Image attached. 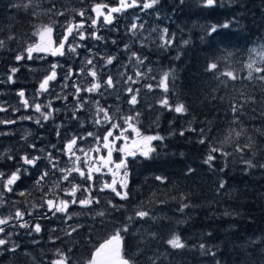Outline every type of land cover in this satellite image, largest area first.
Masks as SVG:
<instances>
[{
	"label": "trees",
	"instance_id": "1",
	"mask_svg": "<svg viewBox=\"0 0 264 264\" xmlns=\"http://www.w3.org/2000/svg\"><path fill=\"white\" fill-rule=\"evenodd\" d=\"M61 4L62 0H46L45 7L40 4L34 12L24 0H0V40L9 44L22 36L26 41L37 21L50 23L51 14L57 17ZM66 4L72 13L78 7ZM161 5V20L145 16L144 21L161 24L165 20V26L175 34V47L164 51L147 43L138 53L151 60L152 72L160 65L162 73H173L167 96L171 102L183 103L187 111L178 114L161 108L155 116L156 110L151 109L144 121L139 118L136 126L141 132L164 139L153 141L155 151L149 158H127V200H120L110 189L99 191L108 177L97 176L93 195L100 196V203L94 205L95 211L73 213L77 218L68 222L81 225L77 233L65 235L70 229L60 219L41 221L38 242L32 239L21 249L18 244L16 252H8L21 258L10 255L0 258V264H52L57 249L68 257L67 264H91L97 244L117 231L122 234L121 253L130 264H264V168L259 167L264 164V81L246 79V65L253 59L250 46L264 45V0H222V5L213 8L201 7L199 0H186L175 12L174 0H162ZM228 22H232L229 28L206 35L211 25ZM185 39L191 42L184 45ZM6 57L3 51L0 58ZM212 62L218 65L215 72L207 71ZM226 71H233L239 79L223 76ZM34 75L27 71L17 86L32 85ZM232 104L244 106L238 122H233ZM135 107L139 111V104ZM81 129L77 132L94 131L89 126ZM201 129L204 144L199 143ZM237 145L250 147L240 153ZM213 146L230 155L215 153L210 168L203 161ZM246 160L256 166L248 168ZM189 168L194 171L189 173ZM156 176L165 177V183ZM221 180L226 186L218 190ZM43 194L40 191V200ZM109 200L118 207L113 209ZM183 204L189 207L181 212ZM137 210L150 215L129 221ZM100 211L106 214L97 216ZM126 224L129 231H122ZM174 235L180 236L184 248L173 249L167 244ZM201 243L215 252V258L199 248Z\"/></svg>",
	"mask_w": 264,
	"mask_h": 264
},
{
	"label": "snow or ice",
	"instance_id": "2",
	"mask_svg": "<svg viewBox=\"0 0 264 264\" xmlns=\"http://www.w3.org/2000/svg\"><path fill=\"white\" fill-rule=\"evenodd\" d=\"M231 3L232 0H229ZM162 0H118V3L115 6L111 5L109 2H96L93 4L91 8V12L95 13V17L88 15L86 9H81L77 15L81 17V21L78 23H69L68 26L64 30L63 39L59 41L58 46L51 49V54L53 56L59 55L64 56L66 54L65 49H67V53L70 55L79 56L78 49L82 47H86L85 44H81L78 41H86L87 39H92L96 41L104 40V37L97 34V31H92L86 34V23L90 20V24L88 27L98 28L101 24L114 27V22L118 18V14L125 13L129 9H133L132 18L130 21V25L126 26V31L131 34V36L135 37L137 41L140 42L141 46H145L147 41L153 39V36L158 37V48L160 50L167 51L173 47H175V34L171 33L167 27L160 28L152 27L150 30L148 28L147 23L144 21V16H154L157 21L161 20V8L160 5ZM186 0H174V7L172 9L173 12L178 11L181 7L184 6ZM199 4L204 8H213L218 4L222 5V0H199ZM27 7V5H26ZM59 15H63V13H57ZM102 18V19H101ZM235 21V18H234ZM232 22L224 23L222 25L213 24L206 30V35L211 37L214 33L218 31L219 28H229ZM118 30V29H117ZM53 29L51 26H45L40 33L41 39L43 40L45 36L49 39L47 44L29 46L26 49L27 56L25 57L23 54H18L15 56V60L17 62H21L25 58L28 60L34 59L33 53L40 51H48L49 46L51 45V33ZM145 31L149 32L147 37H143ZM143 37V39H141ZM71 38V39H70ZM9 40L14 39V37L9 36ZM203 39V37H202ZM191 41L189 39L183 40L184 45H188ZM113 44H116L117 41L113 40ZM4 46V41L0 40V47ZM123 51L128 53V64L122 65L123 68L127 69L129 64L133 68H135L134 75H129L126 71H122L119 73V77H126V79L116 78L112 75H108L106 80L101 78V74L108 69L109 66L113 65L114 61L118 59L117 56L114 55H102L98 52H95L93 49L89 48V56L84 58L83 66L74 71L71 66L68 67V71L64 73L63 76V84L61 85L60 91L55 92V84L53 82L57 81L58 73L57 68L60 67L58 64H52L50 72L44 76V78L39 82V87L34 94V99L30 100L29 97L26 96V92L24 89L19 90L16 95L19 97L20 105H22L25 111L31 109L34 113H39L40 118L35 119V123L38 125H42V121H48L53 117L54 112H58L59 109L53 107L54 100H63L65 102V107H68V98L69 95L72 97L73 104L71 105V116L70 121H81L80 113L84 111H88L91 115L90 122L94 127L104 128L107 125V129L103 135H101L97 131H88L86 133H73L69 139H67L63 143V147L60 148L56 144L50 145V150L48 148H39L37 149L34 143H30L28 146L37 154L32 155L30 152L25 151L23 155L19 156V161H16V156L14 153L10 152V150L0 151V159H5L8 161L16 162V167L14 171H11L10 174L5 173L4 171H0V208L5 207L8 204H11L14 208V211H9L7 215L0 214V250L3 251H11L16 252L19 248V245L12 240L13 229H28L27 234L31 235L32 233H40L42 231L41 225L39 223H35L34 225H30L29 221L25 219V215L27 214L29 217H32L36 214V210H43L46 205V212L44 213L45 218H49L48 214H51V217H56L57 214H63L61 217L65 224H67V229L65 230V235L72 236L73 233H77L81 227V225L70 224L69 221L73 220V213L70 211L72 206L79 205L81 209L86 210L87 212L95 211L94 205H98L100 200L93 195V189L96 183V174H103V169L108 167L109 171H112V167L116 169L113 172V177L117 175L121 170L123 171L122 179L119 183V188L117 187V180L114 178L111 183L105 182L103 187L99 189V191L103 192L105 189H110L116 197H119L120 200H127L129 198L128 192V161L127 158L120 159L118 163L114 162L112 159V154L114 150H118L120 152H125V148H117L116 141L118 140H127L128 136L126 132L128 129H131L133 132L139 133L136 124L139 122V118L141 113L136 110V105L138 103V94L140 92V88H133V85L140 83L141 80L145 79L148 75L143 69L147 66L146 62L148 58L138 54L136 51L132 50L128 44L124 45ZM259 63L255 59L250 60L247 63L246 67L249 69L246 79L254 80L258 79L260 81H264V49L259 50ZM97 56L99 59L103 61V64H98ZM179 59V56L176 57ZM218 65L216 62L209 63L207 71L215 72ZM18 68L12 67L10 69V73L7 77L8 83H14V76L18 72ZM152 69H148V72H151ZM254 73L259 74L254 76ZM173 75L170 71H164L162 76L159 78V83L156 87H159L166 94L160 101V107L175 111L178 114H183L187 111L186 106L183 103H178L174 107L169 103V98L167 93L169 92L168 87V79L169 76ZM223 76L228 77L230 80L239 79L238 75H235L233 71H226L222 73ZM77 77H82L86 80L87 77H91V81L88 82V86L84 87L82 83L77 80ZM155 79V77H151ZM3 81H0L2 83ZM127 85V93L129 94L128 104L131 106L129 109V114L121 115L120 119L123 120V124L127 125L125 128L120 123L116 122L114 119L115 113L110 115V109L105 108L100 104V101L94 102L95 113L92 114V108L89 105L93 104V101L88 97L82 95V93H99L103 95L104 92L108 90H113L117 92V97L119 98L118 88ZM149 92L153 90V84L148 83L146 85ZM70 89H74V91H69ZM103 89V91H101ZM49 94L51 97L48 99L47 103H41L40 98ZM248 100H252V97H248ZM247 102V101H246ZM20 105H18L14 112L20 111ZM243 105L232 104L231 111L234 114L233 122H238L239 116L243 109ZM47 109V111H44ZM9 109L0 105V112H8ZM119 111V109L117 110ZM42 118V119H41ZM20 120H32L33 117L30 115H24L19 117ZM17 119H3L0 118V124L11 125L16 124ZM80 128H84V122H80ZM189 131H195V129H188ZM119 131V135H116V132ZM201 138L199 143L204 144V130L201 129ZM6 132H0V135H7ZM184 131L180 132V135L183 136ZM237 136L240 135L239 132L236 133ZM56 136L58 139H63L61 136V125H57ZM89 138H93L95 141V146L85 150L83 147H77L79 142L87 141ZM25 139H27L25 137ZM164 139L163 136L160 135H148L142 137L143 147L140 151V154L149 158L150 153L155 151V148L151 147V143L153 141H162ZM227 142V141H226ZM250 145L240 146L237 145L236 151L243 153L245 149L249 148ZM107 149V155L101 154V150ZM83 153V156L78 155L77 153ZM220 152L223 156L230 155L227 152H224L222 149L217 148L215 146L211 147L206 159L203 161L204 164L208 165L210 168L213 167V162L216 160L215 153ZM59 153V155H56ZM95 153L96 155H93ZM135 151H129L126 153V156H135ZM60 156H67L68 161L72 164V167H61ZM42 160H46L47 164L44 166L43 170H41L40 162ZM244 163L248 168H252L256 165L252 163L251 160H246ZM259 167L264 168V164L259 165ZM35 169L39 175L35 179L36 186H42L47 182V179L50 176L55 175L57 172L61 173L60 177H58V183L56 187H60L62 183L67 182L71 184L70 189L64 190L65 197H71V200L66 198H48V193L45 192L41 198V202L36 204H31L27 210H23L20 207L16 206V201H9L7 199V194L14 193L16 188L18 187L17 182L22 181V179L31 171ZM194 171L189 168L188 172L191 173ZM222 171V170H221ZM73 173L78 174L81 181H88L86 186H83L80 183H73L75 180V176ZM155 179L160 181V183H165L166 178L161 176H156ZM225 182L221 180L219 184V189L225 188ZM78 191L86 192L88 195L84 198H78L76 193ZM19 196L25 197L26 192L20 191ZM58 201V202H57ZM108 203L111 205L113 209L117 208L116 204H113L112 200H109ZM189 207L188 204H183L180 208V211L183 212L185 208ZM106 213L104 211L96 212L97 216L103 217ZM149 212L145 210H137L135 211L134 216L129 217V221L133 219L139 218L141 220L149 217ZM56 229H53L55 232ZM122 231H129L128 225L126 224ZM59 239V237H56ZM122 239L121 231H117V233L107 242L108 245L113 244V242H118ZM55 242V240H53ZM167 244L173 249H182L185 247V244L181 241L179 235H174L171 239L167 240ZM11 245V247H8ZM199 248L205 253H211L212 257L215 258V252H211L210 249L206 248V245L201 243ZM114 252L117 257H119L120 249L117 246L114 249ZM101 259V256L98 254L94 259H92L91 264H96V261ZM68 257L60 250L57 249V259L52 261V264H67ZM121 264H129L128 260L120 258ZM155 264V261L152 262ZM218 264V262H217Z\"/></svg>",
	"mask_w": 264,
	"mask_h": 264
},
{
	"label": "flooded vegetation",
	"instance_id": "3",
	"mask_svg": "<svg viewBox=\"0 0 264 264\" xmlns=\"http://www.w3.org/2000/svg\"><path fill=\"white\" fill-rule=\"evenodd\" d=\"M62 1L63 2L60 5V9H59L61 11H59L58 13H63V15L57 14V17L55 18V16L53 14H51L52 18L49 20V22L52 21L50 23L53 26V31H54V35H55L54 36V45L50 46V55L52 57H54L56 63L58 65H60V67L57 68L58 75L60 74V72H58V71H68L69 66H72L80 58H82L80 48L78 49L79 56L71 55L72 57L70 59L63 58L67 54V49H65L66 54L64 56H59V55L53 56L51 54V49L58 46L59 41L61 39H63L64 30L70 22L71 23H78L81 21V17L77 15V13L81 9L87 8V13H89L91 11V6L94 3L99 2V0L95 1L93 4H90L88 7V3L91 0H86V1L85 0L84 1L83 0H79V1L78 0H62ZM66 3H68L69 5L71 4V5L78 6V7L72 13L69 10ZM113 6H115V5H113ZM133 11H136V10L129 9L127 12L121 13L122 15L118 14V18H117L118 20L116 19V21L114 22L115 26L111 27V28H110V26L101 24L98 28L94 29V28L87 26L88 24H90V20L86 23V26H85L86 27V34L92 32V31H97L98 35H101L102 37H104V40L99 41L98 44H97V41L95 40L96 52H98L99 54H102V55H114V56L118 57V59L116 61H114L113 65L109 66L108 69L105 70L101 74V78L103 80H106L108 78V75H112L113 77H116L117 72H122V71H126V70H128V72H127L128 74L129 73H135V68H133L131 66V64H129L127 69L122 67V65L128 64V55L129 54L125 53L123 51L125 44H128L131 47V49L136 51L137 53H138L139 48L145 47V46L142 47L140 42L137 41L135 37L131 36V34L126 31V26L130 25V21L132 18ZM92 17H95V13L92 14ZM146 17L144 16L143 19ZM155 27H157V26H155ZM148 33H149L148 31L144 32L143 35H148ZM30 37L31 36H29L28 38L30 39ZM153 37L158 40V37H156V36H153ZM28 38H27V40H28ZM20 40H21V42H19ZM113 40L117 41V43L113 44L112 43ZM82 42L83 43H81V44L86 45V44L91 42V39H87L86 41H82ZM147 43H150V41H148ZM147 43H146V45H147ZM27 48H28V46L25 44L23 37H21L18 40V42L4 44L3 47H0V52H2V53H0V56L3 55V51H4L5 55L7 56L6 59L0 58V73L2 72L1 70L4 69V66H7V65L11 68L16 67L19 69L18 72L14 76V81H15L14 83L15 84L13 87H15L17 85L20 78L25 80V78L27 77L26 76L27 71L36 72L37 70L40 69L39 62H37V63L33 62V68H31V67H28L30 60H28L27 58H25L21 62H17L15 60V56L18 55V53L23 54L26 57L27 53H25V51ZM33 56H36L35 52L33 53ZM148 61H150V63L146 62V64H147L146 67H147V69H152L153 68L152 62L150 59H148ZM100 64H103L102 60H101ZM45 67H46V64H45ZM125 78L126 77H122L121 79H125ZM57 80L63 81V76H60V78H58ZM38 81H39L38 76L35 74L32 85L37 84V87H39V84L37 83ZM53 83L55 84V88H56L57 81H55ZM141 83H143V81H141ZM25 84L29 85L27 83H25ZM125 86L126 85H124L123 87H125ZM21 89L25 90L26 96L29 97L30 100L35 98L34 95L31 94V91L29 90V86H24V87L17 86L15 92L12 93V96L0 95V99L3 100V102L4 101L12 102L13 100H15L20 105L19 97L16 95V93ZM31 90H32V88H31ZM101 91H103V89H101ZM118 92H119V98L117 97V92L113 91L111 89L108 90L107 92H104L103 95H100L99 93H93V94L87 93V95H84V96L88 97L90 100L93 101V104L89 105V107L92 108V114L93 115L95 113L94 102L98 100V101H100V104L103 107L109 108L111 110L110 115L112 113H115L114 119L116 120V122L120 123L125 128H127V125L123 124V120L120 119V117H121V115L129 114V109L131 106L128 104L127 101L130 97H129V94L127 93L125 88L119 87ZM49 99H50V97H49ZM47 101H48L47 99H44L43 103L46 104ZM8 107L12 108L13 106L11 104H8ZM53 107L56 109H59V111L54 112L53 117L50 118L48 121H42V125H38L37 123H35V119L40 118V114L34 113L31 109L25 111L23 109L22 105H20V111H19L20 116L19 117L24 116L27 113H30L31 116L33 117V119L32 120H18L17 124L19 127V131L23 132L25 134L24 137H21V138L19 137L20 132H13V133L7 134V135H0V145L2 146V150L3 151L4 150H10V152L15 154L16 160H19V156L23 155L25 151L30 152L32 155L37 154L28 146L30 143H34L36 145L37 149L48 148L50 150V145L53 143H51L48 140V138L49 137L54 138V139L57 138V136H56L57 125H61V136L63 139H60V140L66 141L67 138L70 137V135L72 134V125H74L75 124L74 122H77V121H70V119H69L71 116L70 105H68V107L66 108L65 103H61L59 101H54ZM118 109H119V111H117ZM44 111H47V109H44ZM80 116H81L80 122H84V126H89V127L93 128L94 131L99 132L101 135L104 134V132L106 131V129L108 127L107 125H105L104 128H97V127L90 126V122H88V121H90V119L92 117L88 111H84V112L80 113ZM3 119H5V118L3 117ZM80 122H77L79 126H80ZM53 123L55 124V127H54V130L52 131V128L50 125ZM79 126L77 127V129L80 128ZM6 130H7V125H4L2 127V132H6ZM140 132L141 131L139 130V133ZM85 133H86V131H85ZM139 133L133 132L131 129H128L126 132L128 139L126 141L123 139L116 141V147L117 148H121V147L125 148V152L122 153L118 150H114L113 154H112V159L114 162L118 163L120 159H123L125 157L126 158L131 157V156H126V153L129 152L126 147L130 145V141L132 140V138L135 137L136 135H138ZM119 134H120L119 131H117L116 135H119ZM25 137L27 139H25ZM89 143H91L92 145L87 146ZM122 143H123V145L120 146ZM94 146H95V141L93 140V138H89L87 141L80 142V145L78 147H83L85 150H88L89 148L94 147ZM58 147L62 148L61 146H58ZM130 151H132V150H130ZM135 152H136V154L140 153V151H135ZM77 154L83 156V153L78 152ZM101 154L106 156L107 155V149L102 148ZM56 155H59V153H56ZM93 155H96V154L93 153ZM67 158H68L67 156H60V160H61L60 166L61 167H72V164L68 160H65ZM3 160L5 162H9L8 160H5V159H3ZM42 161L45 162V165L47 164L46 160H42ZM62 162H64V164ZM43 168H41V170H43ZM14 170H15V167H11V166L7 167L5 173H8V172L14 171ZM115 171H116V169L114 168V166L112 167V171H109L108 167H105L103 169V174H96V177L98 176V177H100V179L108 177V181H106L108 183H111V181L114 178L117 181H121L122 176H123V171L121 170L120 172L117 173V175L115 177H113V172H115ZM38 175H39V173L35 169L33 171H30L22 179V181L17 182L18 187L14 186L16 188V191L14 193L7 194V199L9 201H16L17 202L16 206L20 207L23 210H27L31 204L40 203L41 200H40L39 194H40V191H44V189H43L44 186H42V189H39L35 185L34 182H35V179L37 178ZM60 175H61V173L57 172L55 175L50 176L47 179L46 184L53 183V182L58 183V177H60ZM73 175L75 176V180L73 181V183H80L83 186H86L89 183L88 181H81L78 174L73 173ZM103 183H105V182H103ZM61 186L64 189H59V190L61 192H63L61 194L64 195V190L68 189L65 187H71V184L64 182L61 184ZM20 191H25L26 196L25 197L19 196ZM83 193L84 192H82V194ZM10 210L14 211V208L12 207L11 204H8L5 207L1 208V214L2 215L8 214ZM45 212H46V207L43 210L37 209L36 214H34L32 217H29L26 214L25 219L29 221L30 225H34L35 223H39L41 225V221H44L46 223H50L56 219H60V221L64 223V221L61 218L62 217L61 214H57L56 217H51V214L49 213L48 214L49 218H45V216H44ZM27 232H28V229H20L18 227L13 229L12 240L17 244H21L19 249H21L22 246L25 248V245L28 244V241L34 239V241L38 242V240L40 238L41 232L40 233H32L31 235H28ZM8 254H9V256L13 255L10 252L0 250V258H3V259L6 257L8 258L9 257V256H7ZM13 256H15L16 258H21V256H19V255H13Z\"/></svg>",
	"mask_w": 264,
	"mask_h": 264
},
{
	"label": "rangeland",
	"instance_id": "4",
	"mask_svg": "<svg viewBox=\"0 0 264 264\" xmlns=\"http://www.w3.org/2000/svg\"><path fill=\"white\" fill-rule=\"evenodd\" d=\"M24 1L27 3V8L28 9H29L28 6H32L33 7V11L34 12H35V9H36V7L38 5L41 4V5H44V7H45V4H46V0H24ZM96 1H98V0H96ZM94 2H95V0H91L88 3V7H89L90 4H93ZM99 2H109L111 5H115L116 3H118V0H99ZM92 6H91V8H92ZM85 9L87 10V8H85ZM92 14L93 13L91 11L88 13V15H90V16H92ZM5 17L8 18V15H5ZM146 23H147L148 28L150 30L152 27H155V26H159L160 28H163L165 26L166 21L162 22L161 24L160 23L152 24V23H149V22H146ZM45 26H51L52 29H53V26H52L51 23H48V22L38 23V21L36 22V24L33 26L32 30H31V33L29 35V36H31L30 39L25 41V44L28 47L29 46L47 44V41H48L49 38L47 36H45L44 39L42 40L41 39V35H40V33L42 32V30H43V28ZM145 32H147V31H145ZM148 35H149V33H148ZM148 35H143V37H147ZM54 36H55L54 35V31H52L51 37H50L52 43H51L50 46L54 45ZM143 37H141V39H143ZM77 42L83 43L82 41H78V40H77ZM98 42L99 41H97V44H98ZM150 43L153 46H155L156 48H158V46H157L158 45V40H156L154 37H153L152 40H150ZM50 46L48 48V51L35 52L36 56H33L34 59L29 61V66L28 67H31V68H33V62H36V63L39 62V64H40V69L35 72V74L38 76V79H39V81L37 82L38 84L44 78V76L47 75L50 72L51 65L52 64H57L55 59H54V57H52L50 55ZM89 48L93 49L96 52L95 40L91 39V42L86 44V47L80 48V52H81L82 58H80L76 63H74L71 66L74 71L79 70L83 66L84 58L89 56V52H88ZM262 49H264V45H262V46L260 44L251 45L250 46V50H249L250 58H253V59L257 60V63H259L260 57H259L258 53H259V50H262ZM25 53H27V52L25 51ZM18 54H20V53H18ZM71 57L72 56L67 53L66 56L63 57V58L70 59ZM97 58H98L97 61L100 64L101 60L99 59V56ZM45 64H46V67H45ZM10 69H11V67H7L6 66L5 69L1 70L2 72L0 73V81H3V82L0 83V91H1L0 95L12 96V93H14L15 90H16L13 87L15 83H8L7 82V77H8L9 74H11L10 73ZM160 69H161V66L157 65V66H155V71L154 72H148L147 67H145L143 70L145 72H147L148 75L145 77V79L141 80V81H143V83H141V81H140V83L132 86L133 88H140V92L138 94V103L137 104H139V112L141 113L140 117L142 118L143 121L145 120V116H148V112L151 109L156 110V115L155 116H157L160 113V109L162 108V107H160L159 101L165 96V93L163 92V90L161 88L156 87V85L159 83V78L163 74L160 71ZM58 72H60V74L58 75L57 79L60 78V76H64V73H66L67 71H58ZM126 72H128V70H126ZM119 73L120 72H117L116 78H120L119 77ZM129 75H134V73H129ZM151 77H155V79H152ZM76 79L79 80L84 87H87L88 86V82L91 81V77H87L86 80L84 78H82V77H77ZM148 83H151L154 86L153 90L151 92H149L147 87H146V85ZM62 84H63V81L57 80L56 88L54 89V91L55 92H59ZM28 86H29V90L31 91V94L34 95L35 92L38 89L37 84L28 85ZM15 87L17 88V85ZM31 88H32V90H31ZM120 88L127 89V85L125 87H120ZM69 91H74V89H70ZM154 92L157 94V98L156 99L154 97ZM82 95L83 96L87 95V93H82ZM140 95H141V97H140ZM49 97H50L49 94L43 95L40 98V102L43 103V100L44 99L48 100ZM54 101H59L61 103H65L63 100H54ZM11 103H13L14 106ZM11 103H9V101H4L3 102V100L0 99V105H2L4 107H7L9 109V111L6 112V113L5 112H0V118L4 117L5 119H17V123H18V120H20V119H18L19 116H20L19 115V111L14 112L13 109H15L19 104L15 100H13ZM169 103L172 104L173 107L176 104H178V103H174V102H171V101H169ZM8 104H11L13 107L9 108ZM72 104H73L72 97H71V95H69L68 105H70V108H71ZM173 112H175V111H173ZM26 115H30L31 116L30 113H27ZM17 123L16 124L7 125L6 132L8 134H11L13 132H20ZM74 123L75 124L72 125V134L77 132V127H76V123L77 122H74ZM3 126H4V124H0V132H2V127ZM50 126H51L52 131H53L54 127H55V124L53 123ZM90 126L94 127L91 123H90ZM71 135H70V137H71ZM148 135H158V134L140 132L138 135H136L135 137L132 138V140L130 141V145L126 147L128 149V151H130V150H132V151H141V149L143 147L142 137L143 136H148ZM24 136H25V134L23 132H20L19 137L21 138V137H24ZM70 137H68L67 139H69ZM48 140L51 143L56 144V145L61 146V147H63V143L65 142V141H61L58 138L54 139V138H50V137L48 138ZM79 145H80V142L78 143L77 147ZM91 145L92 144L89 143L87 146H91ZM122 145H123V143L120 146H122ZM152 145H153V142L151 143V147H152ZM0 151H3L1 145H0ZM136 155H141V154L139 153V154H136ZM65 160H68V158L65 159ZM16 161H19V160H16ZM62 163L64 164V162H62ZM40 164H41V168H43L44 165H45V162L41 161ZM10 166L11 167H16V162H14V161L5 162L3 159H0V171L6 172L7 167H10ZM33 170H31V171H33ZM10 173H11V171L8 172V174H10ZM46 183H45V185L43 184L42 186H44L43 187L44 193L45 192L48 193V198H54L55 199V198L59 197V198H66V199L71 200V197H65L64 195L61 194L63 192H61L59 189H64V188L62 186L56 187L57 182L48 183V184H46ZM103 184L104 183H102V186H103ZM42 186H37V188L42 189ZM117 187L119 188V184H117ZM65 188L70 189L71 187H65ZM76 195H77L78 198H84V197H86L88 195V193L84 192L82 194V191H78L76 193ZM94 196H96L97 198L100 197V196L98 197L96 194H94ZM70 211L72 213L76 214V213L81 212L82 209L79 207V205H76V206H72L70 208ZM0 214H1V208H0ZM4 215H7V214H4ZM76 218H77L76 215L73 216V219H76ZM153 225H155V223H153ZM156 226L157 225H155V227ZM8 247H11V245H8ZM6 252H8V251H6ZM7 256H9V254Z\"/></svg>",
	"mask_w": 264,
	"mask_h": 264
},
{
	"label": "water",
	"instance_id": "5",
	"mask_svg": "<svg viewBox=\"0 0 264 264\" xmlns=\"http://www.w3.org/2000/svg\"><path fill=\"white\" fill-rule=\"evenodd\" d=\"M115 234H110L106 239L101 241L100 243L97 244L96 248L93 250L91 254V259L96 258V256L99 254L101 256V259L96 261V264H121L120 258H123L125 260H128L126 256H123L121 253V248H122V241L120 240L117 244V242H113V244L108 245L107 242L111 240V238ZM119 247L120 252H119V257L116 256L114 249L116 247Z\"/></svg>",
	"mask_w": 264,
	"mask_h": 264
},
{
	"label": "bare ground",
	"instance_id": "6",
	"mask_svg": "<svg viewBox=\"0 0 264 264\" xmlns=\"http://www.w3.org/2000/svg\"><path fill=\"white\" fill-rule=\"evenodd\" d=\"M79 1V0H78ZM84 1V0H83ZM86 1V0H85ZM63 2V1H62ZM84 4V3H83ZM86 4V3H85ZM25 5V4H24ZM58 6V5H57ZM80 6V5H79ZM162 6V5H161ZM122 15V14H121ZM170 17V16H169ZM121 18V17H120ZM167 18V17H166ZM118 20V19H117ZM130 20V19H129ZM167 20V19H166ZM59 21V20H58ZM165 21V20H164ZM125 22V21H124ZM145 22H146V20H145ZM151 22H153V21H151ZM154 23V22H153ZM29 39V38H28ZM25 40V39H24ZM21 42V41H20ZM148 42V41H147ZM149 45V44H148ZM146 46V45H145ZM14 47V46H13ZM12 47V48H13ZM148 49V48H147ZM146 49V50H147ZM154 49V48H153ZM149 50V49H148ZM160 50V49H159ZM151 52V51H150ZM149 54V53H148ZM145 55V54H144ZM147 55V54H146ZM153 59V58H152ZM155 60V59H154ZM160 75V74H159ZM118 183V182H117ZM83 210V209H82ZM73 222V221H72ZM73 224V223H72ZM59 228V227H58ZM106 239V238H105ZM103 241V240H102ZM51 242V241H50ZM129 261V260H128ZM31 262V261H30ZM130 262L131 261H129V264H130ZM24 264V263H23Z\"/></svg>",
	"mask_w": 264,
	"mask_h": 264
}]
</instances>
